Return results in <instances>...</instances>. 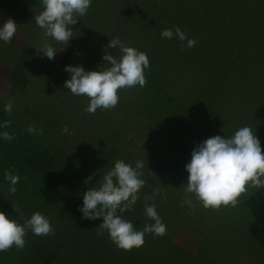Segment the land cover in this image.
Masks as SVG:
<instances>
[{
    "label": "rangeland",
    "instance_id": "obj_1",
    "mask_svg": "<svg viewBox=\"0 0 264 264\" xmlns=\"http://www.w3.org/2000/svg\"><path fill=\"white\" fill-rule=\"evenodd\" d=\"M112 8L124 11L123 15L111 25L107 21L83 25L84 29L93 30L90 33H96V36L80 41L81 45L67 65L79 64L86 70H102L103 52L114 57L120 54L117 48H106L113 36H118L125 45L136 48L149 59L157 53L167 63L164 69V77L169 80L165 81L166 93H173L179 102L174 116L173 108L167 106V102L162 105L152 102L151 85L146 83L135 90H121L118 102L111 110L85 112L83 109L87 100L71 95L63 87L69 74L63 70L61 61L76 42L78 32L74 30L67 44H56L55 48L59 51L53 59H44L46 61L42 60L37 68L34 67L26 92L20 85L10 100L17 101L15 105L18 112H23L21 114L46 117V125L53 131L54 144L59 147L72 148L71 141L84 131L81 125L88 126V134L98 136L100 143L103 138L104 143L96 148V152L105 149L100 153L102 160L94 154H87L93 167L95 163H109L112 159L134 164L137 159L144 160L145 157L142 178L146 183L139 190L138 200L143 199L141 202L145 204L155 203L161 221H167L166 231L155 237L149 233L139 248L127 252L118 250L107 234L104 242L103 234H98L100 230L96 231L95 224L102 221L82 220L77 215V208L72 207V203H78L79 198L74 194V199L71 195L73 201L70 207L60 209L65 213L61 214L62 218H66L74 229L70 228L69 233L42 235L37 244L40 245V254L50 258L48 264H61L57 256L52 259L55 251L66 246L85 245L87 240L91 247L86 252L82 249L71 252L79 256V260L84 254L92 255L91 241H97L101 243L102 254L94 257L105 261L113 257L117 260L116 264H137L133 260L135 258L137 262L145 261L147 264H201L202 260L203 264H264V247L247 234L254 218L245 204L246 199L255 193L264 196V187L246 186V191L236 198L234 205L204 209L196 201L191 207L182 206L181 186L186 183L184 165L190 159L191 150L210 136H230L238 127L248 125L259 139L264 153V0H115ZM14 22L17 24L16 32L11 43H3L6 48L13 47L14 50L15 46L19 52L23 47L35 44L38 49L46 41L40 38L43 30H38L34 17H18ZM26 25L32 26L31 32L25 31ZM101 26L105 31H100ZM173 26H178L187 38L196 41L191 47L193 51L178 50L175 44L180 42L175 38L166 40L160 37L162 29ZM6 52L0 53V57L5 59L0 63V75H3L0 76L1 96H5L11 87V75L15 69ZM153 61L156 58L148 62ZM150 64L144 76H150ZM178 66H182V70ZM213 69L216 72H212ZM59 81L60 88L56 91ZM47 92L51 95L47 96ZM55 107L59 108L55 110ZM64 107L66 109H60ZM50 109H53L54 116ZM179 110L185 111L186 115ZM55 116L58 120H66V123L53 120L52 126L48 124ZM95 120L99 123L92 127ZM76 121V127L72 126ZM64 125L68 126L71 135L61 134L60 127ZM98 125L101 126L97 128ZM111 126H118L116 131L121 127L118 133L123 140L118 138L117 133L107 135ZM2 156L1 149L0 172L3 174L7 162L1 161ZM104 170L108 169L105 167ZM79 186L73 189L74 192L83 191ZM57 190L62 191L61 188ZM154 190H157L155 196ZM0 192H7V189L0 187ZM3 197L9 201L6 202ZM3 197H0V211L21 223V217H29L28 211H33L35 207L26 204L30 208L20 209L16 204L19 211L15 212L12 205L18 201L14 195L6 193ZM145 197L151 199L146 200ZM32 198L37 202L40 193L33 194ZM148 223L151 221L148 220ZM22 249L17 251L22 253Z\"/></svg>",
    "mask_w": 264,
    "mask_h": 264
},
{
    "label": "clouds",
    "instance_id": "obj_2",
    "mask_svg": "<svg viewBox=\"0 0 264 264\" xmlns=\"http://www.w3.org/2000/svg\"><path fill=\"white\" fill-rule=\"evenodd\" d=\"M91 0H40L41 11L35 15V25L43 30V36L58 43H65L72 38L73 29L78 17H83ZM17 24L11 18L0 23V42L11 43ZM160 37L166 40L175 38L182 47H192L194 39L187 38L178 27L164 28ZM106 48L119 49V56L103 52L102 70H86L82 65H65L64 71L69 78L63 83L68 93L82 96L87 100L83 109L93 113L97 109L111 110L119 99L121 90H135L145 85L144 71L148 68L147 56L132 46L125 45L118 36L108 40ZM41 58L53 59L59 51L45 41L36 49ZM13 102L8 100L3 105L5 113L11 112ZM7 122L0 123V140H11L12 135L4 130ZM28 133L40 135L42 129L29 124ZM61 134L71 132L67 125L61 128ZM144 160L137 159L134 164L116 161L113 167L105 172L94 185L79 193L81 204L77 211L81 219L102 221L96 228L98 234H107L108 239L118 250L125 252L139 248L144 243V236L151 233L154 237L166 231L155 203L143 205L145 217L151 223H145L142 229L133 227L131 220L124 218L126 211H131L138 200L139 190L145 185L143 170ZM187 173L183 183L182 206H192L198 202L204 209H216L221 205H234L236 198L248 188L264 187V153L260 141L248 126L238 127L230 136H210L196 144L190 152V159L184 165ZM3 179L8 184V192L15 193L19 181L18 174L7 169ZM91 176L84 181L87 184ZM157 190L153 191V196ZM162 195V194H161ZM163 198V197H162ZM146 200L151 197H145ZM15 212L19 209L12 205ZM22 223L6 216L0 211V251L10 247L23 248L25 233L30 231L35 236L47 235L53 231L48 219L40 212H33L29 217H21Z\"/></svg>",
    "mask_w": 264,
    "mask_h": 264
},
{
    "label": "trees",
    "instance_id": "obj_3",
    "mask_svg": "<svg viewBox=\"0 0 264 264\" xmlns=\"http://www.w3.org/2000/svg\"><path fill=\"white\" fill-rule=\"evenodd\" d=\"M0 5V22L4 21L6 18L15 17L18 14H28L33 13V10H38L39 12L42 10L40 5V0H1ZM115 0H91V4L87 10V13L83 17H78V21L75 25H71L72 29L74 31L78 32V37L75 39L76 42L72 44L69 49L66 52V55L64 57V60L61 61L62 65H67L71 58L73 57L75 50L77 47H79L80 41L85 39H93L96 36V33H90V31L93 30H86L84 29L83 25H86L87 22L91 23H104L109 22V25L113 24L115 20H118L124 13V11H118L112 8V2ZM122 10V9H121ZM106 19V20H105ZM102 26L100 27V31H105V28L102 30ZM28 29V28H26ZM28 32H31L30 29H28ZM42 31V30H40ZM41 39H45L48 43H51L53 47L56 46L58 42L52 41L50 38H45L43 35L40 36ZM35 45V44H34ZM25 46L23 47L19 52L14 46L9 47L4 46L3 42L0 44V53H4V51L7 50V55H9L11 58V62L15 64V69L12 72V80H13V86L11 89V92L8 95V99L3 101V105L10 100V96L13 95L17 89H19L20 85H22L24 92H26L27 86L30 84L29 76H31V73L34 70V67L37 68V65L39 62L49 60L47 58H41V55L36 50V46ZM175 47L178 50H185L188 53H190L192 48L188 47H182L181 43L175 44ZM158 50V49H157ZM162 52V51H161ZM13 53L15 55L13 56ZM157 53H154L150 56V59L148 58V61L151 59L156 58V61L150 62L149 67V73L150 76L147 77V74L145 75V83L151 85L150 91L153 93V100L152 102L162 105L163 103L167 102V106H170L172 109V116L175 115V111L178 109L177 105L179 102L176 101L175 97L172 95L169 91V94L166 93V87H165V81L168 82L169 80L164 77V69L167 67L166 60L164 58V61H162L158 56ZM163 56V54H162ZM165 57V56H163ZM14 58V61H12ZM46 59V60H44ZM152 67V69H151ZM216 67V66H215ZM179 70H182V66L177 67ZM212 72H216L215 69L212 70ZM220 75L222 72H219ZM220 75L217 77L219 78ZM22 80H24V83L19 84ZM16 89V91H15ZM26 95V93H25ZM47 96H50L51 93L47 92ZM27 96V95H26ZM43 100V99H42ZM17 101H13V108L11 112L5 113L3 111V106L0 108V123L2 122H8L6 124V128L4 130L8 131L12 136H19L23 135V141L26 143L28 141H31L30 133H28L25 129V127H19V124L16 121H23L27 118H33L36 120H45L46 117L39 115L35 117V114H29L25 113L17 115L19 112L17 110V107L15 105ZM151 102V104H152ZM40 104L42 102H39ZM149 103H145V105H148ZM150 105V104H149ZM38 106V105H37ZM34 107V106H33ZM43 107V106H41ZM185 111H187L186 108H184ZM182 112L181 110H179ZM182 112V114H185ZM179 113V112H178ZM186 115V114H185ZM28 116V117H27ZM171 116V117H172ZM3 120V121H2ZM16 120V121H15ZM12 121H15L13 124ZM117 123H120L119 121H116ZM167 124H170L167 122ZM118 128V127H117ZM117 128L114 130H117ZM121 131V127L119 128L118 132ZM121 134H118V138ZM31 137H38L35 133H32ZM121 139L123 137H120ZM119 138V139H120ZM37 139V138H36ZM39 144L44 145V140L42 137H38ZM120 139V140H121ZM123 140V139H122ZM47 148V147H46ZM2 149L3 154H6L9 156V159L6 160L7 162V170L11 171V169L15 168V162H20V157L17 155L15 150V145L13 142L9 140V143L7 144H1L0 143V150ZM48 149V148H47ZM133 152L134 149L132 148ZM26 155V154H23ZM58 160V161H57ZM51 159L48 162L47 158H38L34 160H30L29 157H25V163L24 167L27 169L28 166L35 168V170H39V172H30L26 173L23 182H20V184L15 185L16 191L15 193H9L8 187L7 192L1 193L0 197H3L6 193L14 195V198L18 201L17 203L13 204L14 206L18 204L19 208H30L26 204H32L35 207L32 209L33 211H28L29 216L33 212H40L42 215H44L54 233H69L70 228L74 229L64 218H62L61 214L59 215L56 210L53 209V207L57 206L60 202L62 206L64 207H70L73 200L72 198H75V195L78 196L79 201L78 203L73 204L72 207L77 208L78 204H81V199L79 196V192H74L73 189L80 188L79 185H81V189L84 191L86 188H90L93 186L97 180H99L102 175L109 171L112 167L114 162H116V159H112L110 161L112 162H102V165H100L102 168L101 170H95V168L91 167L90 161L86 159ZM99 162V161H98ZM123 162H125L123 160ZM126 163V162H125ZM22 164V162H21ZM51 168L50 169V165ZM22 167L19 165V168ZM106 169L108 170H104ZM25 170V169H24ZM89 176L92 177V179L85 184L84 181ZM3 174L0 172V181L5 184V181H3ZM0 182V187H2V184ZM96 186V185H94ZM62 189L61 192H59L57 189ZM81 191V192H83ZM74 192V193H73ZM80 192V193H81ZM40 198L36 202L34 198H32L33 194H39ZM75 194V195H74ZM6 202L9 201V199L3 197ZM12 199H10L11 201ZM139 199L138 202L133 206L131 211H126L123 216L127 220H131L133 227L136 229H142L143 225L145 223H148V219L145 217L143 212V205L145 203H142ZM245 204L247 207L250 208L254 221L253 223L247 228V234H249V237L253 239L255 242H257L260 246L264 247V196L261 193H255L250 196V198H247L245 201ZM49 214H54L56 218H49ZM65 214V213H62ZM77 215L81 217V214L77 212ZM24 218H27L25 216ZM164 218V217H163ZM60 219V220H58ZM61 221V222H60ZM164 224L167 223V221H163ZM99 224H95L96 231L100 230L96 228ZM166 226V225H165ZM168 228H170L168 224ZM51 233V232H50ZM149 233L145 234L144 236V242L147 240L146 237ZM151 234V233H150ZM104 236V242L106 239V233L103 234ZM41 236H35L30 231L25 233L24 240L25 244L23 246L24 249H22V253L17 251L18 249L13 247H10L6 251H0V264H48L50 258L46 257L44 254H40V251L38 247L40 245H37L39 243ZM87 241V240H86ZM86 241H84L85 245L83 243L79 245H72V246H66L58 251L54 252V255L52 256L53 260L57 256V259L61 261V264H116L117 260L113 257H110V261H105L104 259H100L98 256H95L96 254L101 253L102 249L100 248L101 243L97 241H91L92 243V255L87 256L86 254L82 255L81 259L79 260V256H74L71 254L72 251L77 252V250L82 249L86 252L87 248H90ZM77 242V241H76ZM175 246V245H174ZM84 247V249H83ZM105 249H108L109 246H104ZM114 247V246H113ZM21 254V255H20ZM132 254V253H131ZM75 257V258H74ZM116 257V256H114ZM135 258V257H134ZM113 259V260H112ZM137 260V258H135ZM135 259V263L137 264H147V262H137Z\"/></svg>",
    "mask_w": 264,
    "mask_h": 264
},
{
    "label": "crops",
    "instance_id": "obj_4",
    "mask_svg": "<svg viewBox=\"0 0 264 264\" xmlns=\"http://www.w3.org/2000/svg\"><path fill=\"white\" fill-rule=\"evenodd\" d=\"M38 13H39L38 10H33V13H31V14L30 13H28L26 15L18 14L15 17H13V21L17 22L18 17H30V16H32V18H33ZM0 23H3V22L1 21ZM26 28H28L30 30L33 29L32 26H30V25H26L24 27L25 31H29ZM38 30H41V29L38 28ZM4 60L5 59L3 57H0V63L4 62ZM0 76L3 77V75H0ZM11 80H12V75H11ZM12 86H13V80H12V85L8 89L6 95L5 96H1L2 94H0V108H2V106H3L2 102L8 99V95L11 92ZM58 88H60V81L56 84V91H58ZM68 104H66V106ZM27 105H28V107L32 106L31 104H27ZM16 107H17V110H18V106L17 105H16ZM57 108H59V107H55V110ZM60 109H66V107L60 108ZM52 110L53 109H50V113L52 114V116H54L55 113H52L53 112ZM21 113H23V112H19L17 115H19ZM24 115L25 114H23V116ZM53 120H56V122L59 121L61 123L62 122L66 123V120H58L57 117L55 116L53 119H50L48 124H51V126H52ZM15 121H12L13 124L15 123ZM16 122L19 124V126L16 127V128H19V127L22 128V127H25V126L27 127L29 124H31L34 128L42 129L43 131H42V133L40 135H38V137L41 136L42 139L45 142L44 145L43 144H39L38 143V141H39L38 137H31L32 134L30 135V138L32 140L28 141L26 143L23 141V135H19V136H15V137L12 136V139L10 141L14 143L16 153L20 157V162L16 161L15 162V168L11 169V171L14 174H18V176L20 178L16 185H18V184H20V182L24 181L23 177H25L26 173L36 172V171L39 172V170H35V168H33V167L28 166V168L26 169L23 166L24 163H25V161H24L25 157H29L30 160H34V159H38V158H40V159L41 158H47L48 162L51 159H55V160L62 159V160H65V159H68V158L69 159L71 158V160H74V159L90 160V158L87 155L88 153H90V154H94L98 160H102V157L100 156V153L104 152L105 149L101 148V151L96 152V148L98 146H100L101 143H104V140L102 138V141L100 143V140H99L98 136L94 137L92 135H89L88 134V126L81 125V129L84 130L82 135L75 136V138L71 141L73 143L72 148L66 149L64 147H59L58 144H54L55 143V139L53 138L54 136L52 135L53 131H52V128H50L49 126L46 125L47 121H45V120L41 121V120H36V119H33V118H27L26 120L24 119L23 121H16ZM97 123H99V122L96 121V123L95 122L92 123V127L96 126ZM7 124H8V122H7ZM76 125H77V121L72 126L76 127ZM99 126H101V125H98L97 128H99ZM117 127L118 126H111V128L109 130H107V135H114L115 133H117V135H118L119 134L118 131L114 130V128H117ZM61 128L62 127H60V131H61ZM0 143L1 144H3V143L7 144V143H9V140H0ZM23 154H26V155H23ZM7 159H9V156L6 155V154H3V156L1 157V161L3 162L4 160H7ZM21 162H22V164H21ZM90 164H91V162H90ZM19 165H21L22 167L19 168ZM49 165H50V169H52L51 168V164H49ZM100 165H102L101 162H100ZM100 165L98 163H95L94 167L92 165H91V167L95 168V170H98V169L101 170L102 168H100L101 167ZM1 184H2V187H4V188L8 187L7 182H5V184H3V182H1ZM65 208H68V207L62 206L61 202L57 206L53 207V209L56 210L59 215L64 213V212H61L60 209L64 210ZM48 217L49 218H56V216L54 214H49ZM58 220H60V219H58ZM203 262L204 261L202 260L201 264H203Z\"/></svg>",
    "mask_w": 264,
    "mask_h": 264
}]
</instances>
